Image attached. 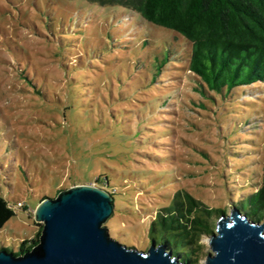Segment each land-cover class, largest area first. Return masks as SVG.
Here are the masks:
<instances>
[{
    "label": "rangeland",
    "instance_id": "1",
    "mask_svg": "<svg viewBox=\"0 0 264 264\" xmlns=\"http://www.w3.org/2000/svg\"><path fill=\"white\" fill-rule=\"evenodd\" d=\"M152 27L87 0H0V196L28 207L13 208L0 248L35 238L39 201L75 184L108 180L105 225L144 251L181 190L246 213L241 202L264 186V84L202 96L190 43ZM200 245L196 264L208 236Z\"/></svg>",
    "mask_w": 264,
    "mask_h": 264
},
{
    "label": "trees",
    "instance_id": "2",
    "mask_svg": "<svg viewBox=\"0 0 264 264\" xmlns=\"http://www.w3.org/2000/svg\"><path fill=\"white\" fill-rule=\"evenodd\" d=\"M87 1L120 7L151 28L163 26L183 35L190 43L189 70L201 79L196 91L204 97V86L223 96L238 86L258 81L264 84V0ZM168 57L159 62L158 71ZM108 184L104 180L102 186ZM241 203V209L250 218L262 220L264 186ZM10 204L0 196V229L16 213ZM23 208L28 209L26 205ZM224 213L208 208L190 192L181 190L152 225V241L165 244L184 263L196 264L203 252L201 236L212 234L216 217ZM42 228L43 225L35 238L22 241L19 251L13 253L18 255L32 248L39 241Z\"/></svg>",
    "mask_w": 264,
    "mask_h": 264
},
{
    "label": "water",
    "instance_id": "3",
    "mask_svg": "<svg viewBox=\"0 0 264 264\" xmlns=\"http://www.w3.org/2000/svg\"><path fill=\"white\" fill-rule=\"evenodd\" d=\"M114 196L96 184H75L45 197L34 211L43 228L32 248L16 255L0 248V264H186L163 243L139 250L115 239L105 223ZM203 264H264V220L239 208L218 216Z\"/></svg>",
    "mask_w": 264,
    "mask_h": 264
},
{
    "label": "built area",
    "instance_id": "4",
    "mask_svg": "<svg viewBox=\"0 0 264 264\" xmlns=\"http://www.w3.org/2000/svg\"><path fill=\"white\" fill-rule=\"evenodd\" d=\"M24 205H25V204H24L23 202H18V203L16 204L17 207H24ZM16 206L10 204V207H12V208H14V207H16Z\"/></svg>",
    "mask_w": 264,
    "mask_h": 264
}]
</instances>
